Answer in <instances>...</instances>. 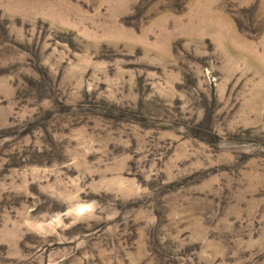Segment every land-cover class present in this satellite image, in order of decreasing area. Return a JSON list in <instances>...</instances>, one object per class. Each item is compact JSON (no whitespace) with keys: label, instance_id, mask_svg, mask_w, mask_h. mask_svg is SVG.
I'll use <instances>...</instances> for the list:
<instances>
[{"label":"rangeland","instance_id":"374dc122","mask_svg":"<svg viewBox=\"0 0 264 264\" xmlns=\"http://www.w3.org/2000/svg\"><path fill=\"white\" fill-rule=\"evenodd\" d=\"M0 264H264V0H0Z\"/></svg>","mask_w":264,"mask_h":264}]
</instances>
